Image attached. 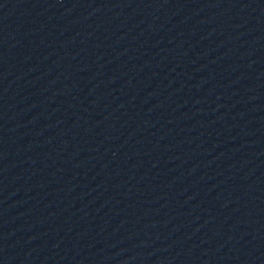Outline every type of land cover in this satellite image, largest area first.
<instances>
[{"label": "water", "instance_id": "obj_1", "mask_svg": "<svg viewBox=\"0 0 264 264\" xmlns=\"http://www.w3.org/2000/svg\"><path fill=\"white\" fill-rule=\"evenodd\" d=\"M0 264H264V0H0Z\"/></svg>", "mask_w": 264, "mask_h": 264}]
</instances>
